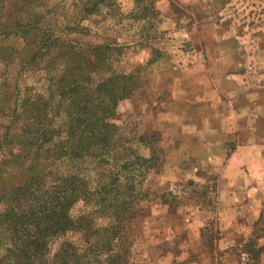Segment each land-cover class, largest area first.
<instances>
[{
	"label": "rangeland",
	"instance_id": "obj_1",
	"mask_svg": "<svg viewBox=\"0 0 264 264\" xmlns=\"http://www.w3.org/2000/svg\"><path fill=\"white\" fill-rule=\"evenodd\" d=\"M136 2L118 0L121 16L82 22L93 37L121 45L122 69L139 67L134 97L115 110L119 138L155 133L163 151L142 182L147 242L137 243L131 262L244 264L240 245L254 230L264 247V224L255 228L264 215V0H159V9L154 0ZM65 3L56 18L66 16ZM10 41L17 43L3 45ZM15 64L0 55V136ZM26 75L18 87L35 82ZM170 194L172 207L157 202ZM7 244L0 235V258Z\"/></svg>",
	"mask_w": 264,
	"mask_h": 264
},
{
	"label": "trees",
	"instance_id": "obj_2",
	"mask_svg": "<svg viewBox=\"0 0 264 264\" xmlns=\"http://www.w3.org/2000/svg\"><path fill=\"white\" fill-rule=\"evenodd\" d=\"M61 1L6 8L0 0V55L16 62L0 136V235L8 242L0 264H132L137 243L147 242L142 182L163 151L155 133L119 138L115 110L134 97L139 67L122 69L121 45L82 24L121 16L118 0H69L58 19ZM8 39L17 43L3 45ZM29 73L32 86L18 87ZM157 202L170 208L175 199ZM263 222L261 215L255 228ZM259 231L242 240L244 264H264Z\"/></svg>",
	"mask_w": 264,
	"mask_h": 264
},
{
	"label": "crops",
	"instance_id": "obj_3",
	"mask_svg": "<svg viewBox=\"0 0 264 264\" xmlns=\"http://www.w3.org/2000/svg\"><path fill=\"white\" fill-rule=\"evenodd\" d=\"M158 1H159V0H156V1L154 0V3H153L154 7H156L157 9H159V8H158V5H157ZM262 175H263V174L261 173V176H262ZM261 176L259 177L260 179L263 178V177H261Z\"/></svg>",
	"mask_w": 264,
	"mask_h": 264
}]
</instances>
